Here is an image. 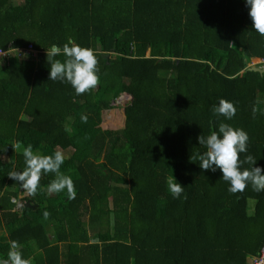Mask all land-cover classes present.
<instances>
[{
    "label": "trees",
    "instance_id": "1",
    "mask_svg": "<svg viewBox=\"0 0 264 264\" xmlns=\"http://www.w3.org/2000/svg\"><path fill=\"white\" fill-rule=\"evenodd\" d=\"M0 49V264H248L264 0H0Z\"/></svg>",
    "mask_w": 264,
    "mask_h": 264
},
{
    "label": "built area",
    "instance_id": "2",
    "mask_svg": "<svg viewBox=\"0 0 264 264\" xmlns=\"http://www.w3.org/2000/svg\"><path fill=\"white\" fill-rule=\"evenodd\" d=\"M26 52H28L30 49V47L25 48ZM5 51L3 49H0V54H4ZM247 64H262L264 65V57H255V58H251L250 60H248ZM127 97H124L123 99H121V101H125ZM20 203L18 202L17 205H19ZM248 264H264V237L257 249V251L255 253H252L248 256Z\"/></svg>",
    "mask_w": 264,
    "mask_h": 264
},
{
    "label": "rangeland",
    "instance_id": "3",
    "mask_svg": "<svg viewBox=\"0 0 264 264\" xmlns=\"http://www.w3.org/2000/svg\"><path fill=\"white\" fill-rule=\"evenodd\" d=\"M145 54L146 55H149L150 54V52H147V48L145 49ZM115 103L116 104H119V103L121 104V103H123V101H121V100L118 101L116 99L115 100ZM118 116L120 117V114L119 113H118V115H115L114 113H111L110 110H105V112H104V123H109V124L118 126L120 124V119H119ZM64 124L66 126H69L70 127V125L66 121H64ZM120 182L121 183H124L125 180L124 179H120ZM248 202L251 203L250 200Z\"/></svg>",
    "mask_w": 264,
    "mask_h": 264
},
{
    "label": "water",
    "instance_id": "4",
    "mask_svg": "<svg viewBox=\"0 0 264 264\" xmlns=\"http://www.w3.org/2000/svg\"><path fill=\"white\" fill-rule=\"evenodd\" d=\"M248 67L251 68V69H253V70H256V71H258V72H260V73L264 72V65H255V64H251V65H249ZM124 97H131V95H130V94H126V93H124V92H121V93L116 97V99H117L118 101H120V100L123 99ZM12 200H13V198H12ZM22 204H23L24 206H29V207H33V206H34V203H31L29 198L25 199V200L23 201Z\"/></svg>",
    "mask_w": 264,
    "mask_h": 264
},
{
    "label": "clouds",
    "instance_id": "5",
    "mask_svg": "<svg viewBox=\"0 0 264 264\" xmlns=\"http://www.w3.org/2000/svg\"><path fill=\"white\" fill-rule=\"evenodd\" d=\"M258 65H262V64H258Z\"/></svg>",
    "mask_w": 264,
    "mask_h": 264
}]
</instances>
